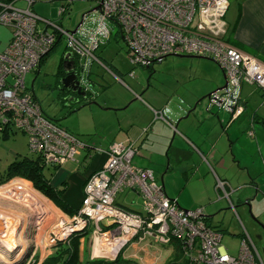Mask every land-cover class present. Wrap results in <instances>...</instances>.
<instances>
[{"label": "built area", "instance_id": "obj_1", "mask_svg": "<svg viewBox=\"0 0 264 264\" xmlns=\"http://www.w3.org/2000/svg\"><path fill=\"white\" fill-rule=\"evenodd\" d=\"M17 2L26 7H17ZM32 5L31 0H0V26L12 30L7 47L0 52V133H22L28 139L29 152L40 157L45 165L61 167L66 162H76L80 153L89 149L43 114L24 83L25 76L38 71L62 39L65 52L75 57L80 68V85L84 90L91 84L89 72L93 63L106 69L96 52L119 36L133 68H149L171 55L212 60L222 71L226 88L210 96L207 110L212 105L225 111L234 107L232 113L237 117L242 111L238 106L242 85H254L264 93V64L223 41L228 0H98L99 8L96 6L89 13L94 16H83L74 34L38 17ZM66 10L59 8L58 17L65 15ZM111 22L117 26V33L110 29ZM40 23L43 30L38 29ZM84 74L86 80H82ZM135 154L132 145L109 146L104 165L85 181L81 205L65 225L67 235L58 238L51 232L50 243L90 230L95 240L122 242L110 260L135 242L170 247L172 258L168 264H261L245 230L237 255L230 256L221 245V234L206 223L203 211L180 209L176 200L169 199L162 187L156 185L150 171L133 165ZM11 183L14 181L5 185ZM21 188L22 184L15 182L12 194L20 197ZM223 188L224 183L217 181V189ZM124 190L141 196L143 214L115 204L116 196ZM224 197L227 199L226 194ZM174 243L178 257H174ZM91 249L93 254L94 246Z\"/></svg>", "mask_w": 264, "mask_h": 264}, {"label": "crops", "instance_id": "obj_2", "mask_svg": "<svg viewBox=\"0 0 264 264\" xmlns=\"http://www.w3.org/2000/svg\"><path fill=\"white\" fill-rule=\"evenodd\" d=\"M224 19L227 32L223 41L264 64V0H228V9ZM105 46L106 44L103 47ZM98 51L96 53L105 66L100 55L101 52ZM189 60H207L204 70H200V73L196 70L193 78L209 89L206 96L213 95L217 89L223 86V73L220 69V72L218 71V67H215L216 64L212 60L208 58ZM164 61L163 59L160 63ZM211 61L212 63H208ZM59 64H62V59ZM152 66L144 69L152 70ZM195 67L199 69L198 65ZM195 67L190 64V70H195ZM91 68L92 65L89 75ZM113 68L118 71L115 67ZM102 69L108 71L116 81H119L117 80L119 77L110 69ZM38 72L39 70L36 71V73ZM129 77L133 79L134 74L132 73V76ZM119 82L122 83V80L120 79ZM185 82L180 78L174 79L176 87L182 86ZM244 87L242 85L240 88L238 106L242 108V111L237 117H234L232 112L224 111L213 105L207 111L209 101L204 99L206 96L201 97L205 103L204 109L198 110L197 105L201 100L198 94L181 97V94L172 88L166 93L167 95L159 92L155 94L156 96L148 97L150 101L157 103L158 108H153L141 100V95L131 90L135 100L142 101L146 107L141 109L116 108L118 110L115 114L122 112L118 116L107 113L110 109L90 111L95 124L92 132L81 130L79 127L70 130L64 128L89 147L80 153L76 162H66L57 168L51 177V187L57 191L61 190V201L72 212L71 215H64L70 218L76 213L81 205L86 179L104 165L107 159L106 152L112 144L132 145L136 150L134 156L136 160L133 165L136 168L150 171L156 185L162 187L165 194L164 182L166 181L172 194L176 195L175 199H170L176 200L178 207H182V210L199 207L204 213L202 207L204 203L198 202L196 199L199 194L193 188L195 185L208 190L211 195L220 191L223 197L226 194L229 202L231 196L239 189L246 188L252 192L262 190L264 188V93L255 87L256 90L244 95ZM30 92L35 98L32 90ZM255 94L261 98V102L255 99ZM35 100L37 101L36 98ZM122 103L119 105L122 106L125 102ZM154 111L158 113V116H155ZM110 119L111 124L107 122ZM260 122L262 123L260 124ZM106 131L109 133H105ZM249 132L252 133V136L248 135ZM87 133H93V135L90 134L91 138L88 137L89 141L80 137L88 136ZM96 133L100 135L99 138ZM93 148L100 149L101 152L95 153ZM217 181L224 183L223 191L217 189ZM189 187L190 189H188ZM131 191L130 194L137 198L139 194ZM213 196L208 204L216 205L217 202H214ZM246 197L248 196L244 198ZM38 199L42 200L39 197ZM246 201L250 203V200L247 199L244 205ZM43 202L47 208H43L42 213L40 212L41 219L51 217L49 204ZM115 204L126 211L140 214L128 206L117 203L116 200ZM4 215L8 216L5 212ZM203 216L209 224L210 217ZM39 220L37 221L38 230L43 227H41L43 220L40 224ZM82 252L83 247L80 245V261H84ZM48 257L49 255L43 257L40 254L32 261V264H45ZM130 257L133 255L130 254L128 258Z\"/></svg>", "mask_w": 264, "mask_h": 264}, {"label": "rangeland", "instance_id": "obj_3", "mask_svg": "<svg viewBox=\"0 0 264 264\" xmlns=\"http://www.w3.org/2000/svg\"><path fill=\"white\" fill-rule=\"evenodd\" d=\"M31 1L33 2L32 11L38 17L57 23L67 31H73L80 23L81 17L87 16V13L97 6L98 0ZM16 6L19 8L26 7L23 2H17ZM61 7H65L67 10L65 15L59 19L57 17V12ZM93 16V13L89 14V17ZM109 27L113 32H118V28L114 23H109ZM38 29L43 30L44 25L40 23ZM11 34L12 30L10 28L0 26V52L7 47ZM65 50V40L62 39L44 62H42L39 67V72L36 73L35 71L28 73L25 76L24 83L28 91L31 90V83L33 84L32 92L39 102L43 114L47 118L55 121L60 127L68 130L79 127L81 130L92 132L95 124L90 111H104L110 109L107 113L118 116L121 115L122 112H117V114H115L116 110H118L116 108L124 109L127 107L126 109H141L146 107L142 101L135 100L131 90L141 95V100L153 108H158L157 103H153L148 97L150 95L154 96L159 92L166 94L169 92V89L172 88H174L178 94H181V97H191L192 94H198L200 96L199 98H201L206 96L209 92V89L202 84H199L196 79H193L196 70H198L199 73L200 70H204L207 60H189L185 58L167 57L164 59L165 61L163 63L153 64L150 72L141 67L132 68L126 55V47L121 38L116 36L115 38H111V40L106 43V46H102L98 52H101L100 55L103 58L106 68L110 69L115 75H117L119 79L122 80L123 84L116 81L108 71L103 70L93 63L89 75V80L91 81L89 93L85 98H77L69 105V102L63 100L62 96L59 97L57 91L54 89V75L59 68V63ZM208 63H212V61ZM190 64H193L194 67L198 65L199 69L195 67V70H190ZM215 67L217 68L216 65ZM217 69L220 72L219 68ZM129 73L134 74L133 79L129 77ZM175 78H180L186 82L182 84V86L176 87L174 85ZM82 80H86L85 74L82 76ZM244 86V95L247 92L250 93V91L253 92L256 90L254 85L245 84ZM145 94L146 96H144ZM255 99L261 102V98L257 96V94H255ZM122 102H125L124 105H119L123 104ZM165 102L166 100L164 103ZM199 102L197 108L198 110H203L205 103L202 98ZM252 103L251 105L253 106ZM96 120L102 121L100 119ZM107 122L109 124L112 123L111 119ZM261 123L262 122H260V124ZM96 125H98V123H96ZM105 133L109 132L106 131ZM87 134L89 135L80 137L85 141H89L88 137L90 136L91 138L93 133ZM98 136L100 135L98 134L97 137ZM26 156H30L28 151V139L22 133L13 131L9 133L8 137H4V135L0 133V174H4L11 163L19 161ZM135 160L136 158H133V163ZM12 181H14V183L22 184V193L20 194V197L12 194L11 190L14 187V183L1 186L0 211L8 214L7 217H9V219H17V217L21 215L24 218L28 217L29 221L27 220L28 225L21 233V236L23 237L22 250L21 248H18V250L16 249V252L9 257H6L7 255L3 254V259L6 258V261L4 263L0 262V264H32V261L40 254L43 257L48 255L49 257L51 255L53 256L56 245L59 241L55 240L53 243H50L49 236L51 232L55 235L60 233L59 238H63L66 235L65 231L67 228H65V225L69 222V218L64 215L65 213L58 210L51 201L43 197L40 193L30 189L29 186L33 188L31 183L29 184L21 179H13ZM164 184L166 196L169 199H175L176 195L174 196L172 194L169 188L170 186L166 181ZM193 188L199 194L196 198L197 201L204 203V205H202L204 210L203 215L210 217V226L214 227L221 234V245L226 249L227 253L230 256L237 255L240 241L242 239V233L243 230H245L259 254L261 264H264V228H262V226H264V188L258 192H252L250 189L246 188L239 189L231 196V203L223 197V194L220 191L218 193L215 192L213 196L204 188H202V190L201 187L196 185L193 186ZM188 189H190V187ZM137 196L139 198L132 196L130 190H124L116 196L115 200L117 203L128 206L131 210L143 214L142 199L140 195ZM212 196L214 202H217L216 205L211 203L208 204V201L212 199ZM245 196L248 197L244 198ZM38 197L49 204V208L51 209H49V215H51V217H44V219H41V213L43 210L42 208H38L40 205ZM247 199L250 200L249 204L251 207L250 212L252 218L249 215L247 206L244 205V202ZM37 204L39 205L37 206ZM181 208L182 207H180V209ZM196 209L200 208L198 207ZM196 209L184 210L193 211ZM253 219L258 221L259 224ZM38 220L39 224L43 220V222H41V227H43L40 230L36 228L37 224L34 226ZM12 234H14V232L10 233L9 236H4L3 240H6L7 242L13 237ZM259 236L261 237L260 240H258ZM82 239L83 238L79 240V251L80 245L83 247L82 256L84 257V261H82V263L85 261L97 260L107 262L114 261L110 260V256L98 252L94 253V257L91 249L93 239L91 233L86 239L84 238L83 241ZM63 240L65 239H62L61 241ZM130 254L133 255V257L128 258ZM117 257L121 260L112 264H168L172 258V253L170 247L160 244H137L134 242L121 249ZM123 259L130 263L125 262Z\"/></svg>", "mask_w": 264, "mask_h": 264}, {"label": "trees", "instance_id": "obj_4", "mask_svg": "<svg viewBox=\"0 0 264 264\" xmlns=\"http://www.w3.org/2000/svg\"><path fill=\"white\" fill-rule=\"evenodd\" d=\"M2 1L6 2L8 0H2ZM96 56L98 57V59H100V57L98 56V53H96ZM149 72H150V69H149ZM57 74H58L57 76H60L62 74L61 64L59 65ZM3 135L4 137L9 136V134H6V133ZM57 168L59 167L45 165L40 157L30 153V156L23 157L19 161H15L11 163L8 166L7 170L4 172V174H0V186H3L9 183L13 179H21V180L27 181L31 183L35 191H37L43 197L51 201L56 208H58L65 214L71 215L72 212L69 211L68 208L65 206V204H63V202L61 201V197H60L61 190H58V191L54 190L50 185L51 177L54 175ZM205 221L208 224L207 222L208 220L205 219ZM210 227L215 229L212 226ZM89 235H90V230H84L81 232L72 233L65 240L59 241L56 245L53 256L46 259L44 263L45 264H55V263L57 264H109L106 261H101V260L85 261L84 263L80 261L79 240L81 238L86 239ZM175 256L176 257L179 256L178 246L176 243H174V257ZM119 260L121 259L117 257L112 262L116 263ZM124 261L130 263L129 261H126V260Z\"/></svg>", "mask_w": 264, "mask_h": 264}, {"label": "bare ground", "instance_id": "obj_5", "mask_svg": "<svg viewBox=\"0 0 264 264\" xmlns=\"http://www.w3.org/2000/svg\"><path fill=\"white\" fill-rule=\"evenodd\" d=\"M38 205L39 204H37V206ZM45 205L46 204L43 201H40V205L38 208H42V209L44 208L45 209V208H47ZM27 220H28V217L24 218L21 215H19L17 217V219H15V218L9 219V217L4 215L3 211H0V240H1V244H2V245L0 244V262L1 263H4L6 261L5 260L6 258L3 259V256H2L3 254L13 255V253L16 252V249L18 250V248H21V250H22L23 237L21 236V233H22L23 229H25L26 226L28 225ZM36 224H37V222L35 223L34 226H36ZM65 228H67V227H65ZM12 232H14V234H12L13 237L10 238L7 242H6V240L4 241L3 237L9 236L10 233H12ZM67 232H68V229H66V231H65L66 235H67ZM56 236L59 238L60 233L56 234ZM121 243H122L121 241L108 242V240H104V239H96L95 240V238H94V239H92V247L94 246L93 252L94 253H96V252L102 253L103 255H106V256L107 255L108 256H114V254L116 252H118V250L121 246ZM94 253H93V255L95 257ZM100 256H102V255H100Z\"/></svg>", "mask_w": 264, "mask_h": 264}, {"label": "water", "instance_id": "obj_6", "mask_svg": "<svg viewBox=\"0 0 264 264\" xmlns=\"http://www.w3.org/2000/svg\"><path fill=\"white\" fill-rule=\"evenodd\" d=\"M96 8L98 9L99 6H97ZM90 12H88L87 14H89ZM82 18H83V16L81 17V21H82ZM81 21H80V23H81ZM78 26H76L75 29L73 31H71L72 34L75 33V31H76ZM169 57H176V58H180V59H184V58L185 59H207V58H204V57L182 56V55H171ZM61 59H62L61 69H62V72L65 74V77L62 78V79L57 80V78H58L57 75L58 74H57V72L55 73V75H54V78H55L54 89L57 91L58 95L63 93V91H64V92H67V93L75 94L77 98H85L87 96V94L89 93V91H90L91 84L89 85V87H87L86 90H84L83 87H81L80 80H81V75L82 74L80 72L79 76L75 75V72H74V69H75L74 60H73V57H72L71 53L65 52ZM157 64H159V63H157ZM223 79H224L223 86L220 87L219 89H217L216 92H220V91H222L223 89L226 88V80H225L224 75H223ZM32 86H33V84L31 83V90H32ZM210 96L211 95H208L204 99H209ZM63 100H67L69 102V105H70V103L73 102L75 99L74 98H70V99L65 98ZM195 107H196V105L193 107V110L195 109ZM233 108L234 107H230L229 108L230 112L233 111ZM207 111H209V110H207ZM245 205L247 206V208L249 210V215L252 218L251 212H250V208L251 207H250L249 202L246 201ZM253 220L255 222H258L255 219H253ZM258 224H259V222H258ZM101 225L105 226V223L102 222ZM262 228H264V226H262ZM260 239H261V237L259 236L258 240H260ZM9 256L10 255H7L6 257H9Z\"/></svg>", "mask_w": 264, "mask_h": 264}, {"label": "flooded vegetation", "instance_id": "obj_7", "mask_svg": "<svg viewBox=\"0 0 264 264\" xmlns=\"http://www.w3.org/2000/svg\"><path fill=\"white\" fill-rule=\"evenodd\" d=\"M72 57H73V56H72ZM73 60H74V67H75V69H74L75 75H76V76H79V73L81 72V71H80V68H79V66H77V62H76L75 57H73ZM64 77H65V74L63 73V76H62V74H61L60 76H58L57 80L62 79V78H64ZM55 87H56V86H55ZM60 96H62L63 99H65V98H67V99H70V98L77 99V97H76L75 94L67 93V92H64V91H63V93L60 94ZM60 96H59V97H60Z\"/></svg>", "mask_w": 264, "mask_h": 264}]
</instances>
